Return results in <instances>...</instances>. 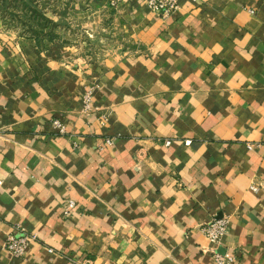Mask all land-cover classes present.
I'll list each match as a JSON object with an SVG mask.
<instances>
[{"label": "crops", "instance_id": "1", "mask_svg": "<svg viewBox=\"0 0 264 264\" xmlns=\"http://www.w3.org/2000/svg\"><path fill=\"white\" fill-rule=\"evenodd\" d=\"M179 5L124 0L82 57L0 31V264H264V0Z\"/></svg>", "mask_w": 264, "mask_h": 264}, {"label": "rangeland", "instance_id": "2", "mask_svg": "<svg viewBox=\"0 0 264 264\" xmlns=\"http://www.w3.org/2000/svg\"><path fill=\"white\" fill-rule=\"evenodd\" d=\"M111 9L109 0H10L0 2V31L75 47L82 57L85 44H103Z\"/></svg>", "mask_w": 264, "mask_h": 264}, {"label": "built area", "instance_id": "3", "mask_svg": "<svg viewBox=\"0 0 264 264\" xmlns=\"http://www.w3.org/2000/svg\"><path fill=\"white\" fill-rule=\"evenodd\" d=\"M124 0H109L111 8H118ZM147 4L151 10L162 18H169L176 14L180 10L179 0H146ZM251 12H254L253 9H250ZM93 90H89L84 95V108L85 111H91L93 109L92 105ZM54 124L59 129V132H65V126L62 124L60 119L54 120ZM110 142V140H109ZM172 142L167 140L166 144L170 145ZM189 144L190 141H187ZM254 190H258L257 187L253 186ZM70 206L74 205L73 201H70ZM229 228V220L227 218L214 219L207 224L202 226V230L208 239L213 244H220L227 233ZM36 238L35 235L29 234L23 228H17V230L10 234L8 241L6 243V249L15 254L16 256L23 257L25 256L28 246ZM214 259L218 264H234L236 261V255L232 252L221 253L214 251Z\"/></svg>", "mask_w": 264, "mask_h": 264}, {"label": "trees", "instance_id": "4", "mask_svg": "<svg viewBox=\"0 0 264 264\" xmlns=\"http://www.w3.org/2000/svg\"><path fill=\"white\" fill-rule=\"evenodd\" d=\"M9 1H10V0H0V2H1L2 4H8ZM14 1H19V0H14ZM49 39L52 40L53 38L50 37ZM37 40H38V39H37Z\"/></svg>", "mask_w": 264, "mask_h": 264}]
</instances>
